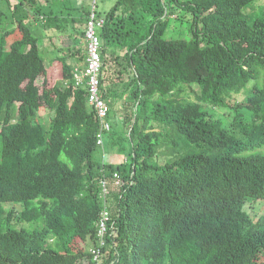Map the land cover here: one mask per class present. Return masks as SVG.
<instances>
[{"label":"trees","instance_id":"16d2710c","mask_svg":"<svg viewBox=\"0 0 264 264\" xmlns=\"http://www.w3.org/2000/svg\"><path fill=\"white\" fill-rule=\"evenodd\" d=\"M2 1L0 264H264L262 0H116L100 55L129 76L104 87V65L123 127L100 159L85 87L65 62L54 84L30 24L71 0Z\"/></svg>","mask_w":264,"mask_h":264},{"label":"crops","instance_id":"0c3cea01","mask_svg":"<svg viewBox=\"0 0 264 264\" xmlns=\"http://www.w3.org/2000/svg\"><path fill=\"white\" fill-rule=\"evenodd\" d=\"M94 1L92 5H89L88 1L85 3L84 0H71V5L74 7L71 10H75L74 15H80V21L70 18L71 14L65 18L63 16L67 15L64 13L65 10L58 7L53 8V11L57 12L56 15L59 17H53V15L30 16L32 17L31 28L35 34L42 36V43L40 41L38 44L41 43L42 50L46 52L47 63L45 65L49 73L52 72L54 84L61 83L60 66L62 62H65L71 69L72 74L74 70H82L85 66L86 43L83 35L85 25L92 15L96 20H103V16L107 12L105 10L102 14L98 13L97 0ZM114 2L116 1L114 0ZM63 4L65 5L64 2ZM104 6L107 8L108 5ZM70 23L72 32H69ZM77 27H79V31L76 32ZM116 104L112 110L110 123L112 128L120 130L123 127V115L122 111H119L118 102ZM120 107H122V102Z\"/></svg>","mask_w":264,"mask_h":264},{"label":"built area","instance_id":"2783aa9c","mask_svg":"<svg viewBox=\"0 0 264 264\" xmlns=\"http://www.w3.org/2000/svg\"><path fill=\"white\" fill-rule=\"evenodd\" d=\"M103 26V20H96L93 15L87 21L84 28V38L86 43V59L85 66L82 70L73 71V81L75 87L84 86L86 89V102L98 119L99 130L96 137V145L103 148L105 137L111 130L109 121V106L101 96V79L103 74L104 64L100 55V39L97 30ZM114 178L118 179V174H114ZM109 217L107 211L102 213V220L99 225L98 236L104 238L105 225ZM103 243V241H102ZM92 256L94 261H99L100 251L93 250Z\"/></svg>","mask_w":264,"mask_h":264},{"label":"rangeland","instance_id":"374dc122","mask_svg":"<svg viewBox=\"0 0 264 264\" xmlns=\"http://www.w3.org/2000/svg\"><path fill=\"white\" fill-rule=\"evenodd\" d=\"M10 1H11V3H14V0H10ZM86 1H88L89 5H92L94 0H84L85 3H86ZM180 1H186V0H180ZM105 4L108 5L107 8H105V6H104ZM114 4H115L114 0H97V12L102 14L105 10L109 11L114 6ZM258 6L259 7L261 6L264 9V0L260 1L258 3ZM0 10H3L5 12L6 19L10 21V16H9L10 14L8 13L7 4L5 1L0 0ZM64 13L67 14V15H63L65 18H67L69 16V14H71L70 18H74V19L76 18V21H80V19H79L80 15H74L75 10L67 9V10H65ZM76 13L78 14V12H76ZM55 14H57V12ZM186 15L187 14H185L184 24L180 23L179 21H175L174 23L171 22V24L168 27L169 31L167 30L170 33L168 35L175 37V38H182V39H185L188 37V23L187 22L189 21V17ZM30 16H32V15H30ZM54 16L59 17V15H53V17ZM0 17H1V15H0ZM172 18H175V17L173 16ZM69 26H70L69 32H72L71 23ZM13 27L10 25H7V26L5 25V29H7V30L10 28H13ZM77 31H79V27L76 28V32ZM36 36L39 39L38 43L40 41L42 43V38H41L42 36L41 37L39 35H36ZM41 43L38 44V46H39L41 57L43 58V60L46 64L47 63V56H46V52H44L42 50ZM104 65H105V71H106V73L103 74L104 87H107V85L110 84V87L113 88V90L116 89L117 92H120L121 81L125 80L126 77L129 76V73H128V70L125 66L124 60H120V59L114 60L111 57L107 56V58L105 59ZM38 83L39 84L42 83V78H40L38 80ZM189 97L193 98V95L191 93H189ZM118 104H119V111H122V107H120L121 106V99L120 98L118 99ZM219 112H221V111H219ZM103 151L104 150L102 148H100V151H97V154L95 157L96 158H98L99 156L103 157ZM100 157H99V159H100ZM104 157H105V155H104ZM121 159H122V157H120V160ZM259 213H261V212L259 211Z\"/></svg>","mask_w":264,"mask_h":264}]
</instances>
